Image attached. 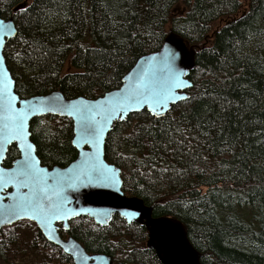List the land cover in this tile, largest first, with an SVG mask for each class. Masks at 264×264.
Returning a JSON list of instances; mask_svg holds the SVG:
<instances>
[{"label": "trees", "instance_id": "16d2710c", "mask_svg": "<svg viewBox=\"0 0 264 264\" xmlns=\"http://www.w3.org/2000/svg\"><path fill=\"white\" fill-rule=\"evenodd\" d=\"M0 14L17 27L4 55L21 97H98L167 35L182 37L195 51L189 97L116 122L106 159L125 193L185 225L204 264H264V0H0ZM30 130L42 164L77 157L72 119L36 117ZM18 156L13 144L4 164ZM21 225L42 264H74L30 220L0 230L2 257L20 250ZM60 233L113 264H162L146 227L118 214L107 225L80 216Z\"/></svg>", "mask_w": 264, "mask_h": 264}, {"label": "water", "instance_id": "95a60500", "mask_svg": "<svg viewBox=\"0 0 264 264\" xmlns=\"http://www.w3.org/2000/svg\"><path fill=\"white\" fill-rule=\"evenodd\" d=\"M16 35L14 19H6L0 14V37L3 38L0 44V89L7 85L6 92L0 94V230L18 221L30 220L49 242L70 255L74 264H113L111 255L89 253L75 237H63L60 230H69L70 220L80 216H89L95 223L107 225L118 214L128 223L137 222L146 227L147 248L155 251L162 264H204L201 252L191 243L180 220L167 215L154 216L153 205L146 204L139 196L125 193L122 169L109 162L105 152L108 134L116 122L143 110L156 117L164 116L173 104L189 97L188 88L193 85L189 75L196 66L194 49L182 37L169 34L157 51L137 59L123 77L120 87L98 97L79 95L68 98L60 89L21 97L16 92V81L4 55L7 43ZM173 54L175 59L171 61ZM169 62L173 63L184 83L173 89V99L160 107L154 94L163 95L168 88ZM8 94L16 99L11 109L6 111ZM14 111L29 113L27 135L23 141L9 139L14 123L4 117ZM47 115L67 117L73 121L72 145L78 155L67 165L42 164L37 154L30 124L34 118ZM85 124L90 130L103 129L98 146L84 143L86 139H92ZM13 144L17 146L19 156L6 166L4 162ZM27 145L32 146L30 153ZM26 154L36 170L34 178L25 179L18 175ZM104 176L109 179H104ZM21 181L27 187L20 186ZM57 210L59 218L51 219L52 213ZM130 213L138 215L131 216Z\"/></svg>", "mask_w": 264, "mask_h": 264}, {"label": "snow or ice", "instance_id": "6c2138e0", "mask_svg": "<svg viewBox=\"0 0 264 264\" xmlns=\"http://www.w3.org/2000/svg\"><path fill=\"white\" fill-rule=\"evenodd\" d=\"M2 43H3V38L0 37V44H2ZM174 59H175V56L173 54V56L171 57V61H174ZM167 71L169 72V84H168V88H167L166 92L163 95L154 94V96L156 97V102L160 107H163L164 102L172 100L174 95H175L173 89L179 88L184 83L183 81L180 80V73L178 72V70H176L174 68L172 62H169L168 67H167ZM6 90H7V85H4V87L2 89H0V94L6 92ZM15 99L16 98L14 96H11L10 94H8L6 111L8 109H11L12 102ZM28 115H29V113L27 111H14L12 113V115H10V116L5 115L4 118L6 120H11L14 123V127L10 130L11 134L9 135V139L14 138V139L21 140V141L24 140V138L27 135L26 121L28 119ZM85 129L88 131V134L92 137V139H86L84 141V143L94 145V146H98L99 139H100V136L102 135L103 129L101 128L99 130H90V129H88L87 124H85ZM5 130L8 131L7 124H5ZM27 149L30 153L32 150V146L27 145ZM21 169L22 170L19 171L18 175L21 177H24L25 179H27L29 177L34 178L36 175V170L34 169L33 165L31 164L30 157L28 154H26L25 160L21 164ZM97 174L103 175L102 173H97ZM12 178H15V176H13ZM104 179H109V178L107 176H104ZM5 182H7V181H5ZM20 186L27 187V184L24 183L23 181H21ZM129 215L135 216V215H138V213H130ZM58 218H59V211L57 210V211H54L52 213L51 219H58ZM48 223H50V220H48ZM49 238L51 239V236Z\"/></svg>", "mask_w": 264, "mask_h": 264}, {"label": "rangeland", "instance_id": "374dc122", "mask_svg": "<svg viewBox=\"0 0 264 264\" xmlns=\"http://www.w3.org/2000/svg\"><path fill=\"white\" fill-rule=\"evenodd\" d=\"M18 231L23 234L21 242L19 243L21 246L18 247L20 250L18 252L6 255V258L0 255V264H42L41 260L33 253L31 249L27 247V243L24 238V236H27L31 233V229L21 225L18 228Z\"/></svg>", "mask_w": 264, "mask_h": 264}, {"label": "flooded vegetation", "instance_id": "af4514ba", "mask_svg": "<svg viewBox=\"0 0 264 264\" xmlns=\"http://www.w3.org/2000/svg\"><path fill=\"white\" fill-rule=\"evenodd\" d=\"M71 221V220H70Z\"/></svg>", "mask_w": 264, "mask_h": 264}]
</instances>
